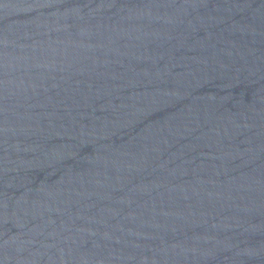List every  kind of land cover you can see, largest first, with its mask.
<instances>
[{"label":"water","instance_id":"obj_1","mask_svg":"<svg viewBox=\"0 0 264 264\" xmlns=\"http://www.w3.org/2000/svg\"><path fill=\"white\" fill-rule=\"evenodd\" d=\"M0 264H264V0H0Z\"/></svg>","mask_w":264,"mask_h":264}]
</instances>
